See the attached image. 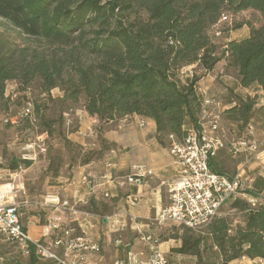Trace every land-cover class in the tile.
<instances>
[{
	"label": "trees",
	"instance_id": "obj_1",
	"mask_svg": "<svg viewBox=\"0 0 264 264\" xmlns=\"http://www.w3.org/2000/svg\"><path fill=\"white\" fill-rule=\"evenodd\" d=\"M144 3L147 17L126 18ZM247 10L259 13L262 24L246 22L248 36L230 40L219 53L210 35L213 27L224 14ZM0 19L27 38L60 48L50 54L25 48L0 51V115L10 110L8 82L28 88L40 81L48 99L59 88L64 95L58 101L64 109L83 100L84 110L100 124L135 115L154 120L157 141L166 147L170 136L184 138L187 124L199 127L201 76L182 83L179 73L185 67L197 65L215 73L225 61L226 68L236 70L242 88L258 85L264 90V0H0ZM257 99L236 96L224 111L225 119L238 125L239 135L250 127ZM48 109L45 103L34 104L39 134L49 137L62 127L64 110L57 120ZM64 141L73 146L66 136ZM91 154H85L81 164L90 163ZM56 159L52 158V164ZM21 163L13 159L14 166ZM211 167L228 174L218 157ZM245 193L259 198L264 193V176H256ZM231 201V208L243 213V225L233 228L228 218L216 216L202 230H166L159 241H180L172 253L194 257L195 264L264 260V205H252L243 198ZM30 260L36 261L34 251Z\"/></svg>",
	"mask_w": 264,
	"mask_h": 264
},
{
	"label": "crops",
	"instance_id": "obj_2",
	"mask_svg": "<svg viewBox=\"0 0 264 264\" xmlns=\"http://www.w3.org/2000/svg\"><path fill=\"white\" fill-rule=\"evenodd\" d=\"M206 76L210 77L211 73ZM203 80L197 84V91L200 95L210 96ZM237 82L239 84L238 79ZM239 87L246 90L240 84ZM255 87L258 99L249 136L258 142L260 149L244 173L247 181L264 176V116L255 114L256 110L264 111V90L258 85ZM226 109L224 107V111ZM131 118L136 125L122 120L124 123L119 126V132L108 136L116 147L104 161L93 159L88 164H81L80 161L76 165L64 163L62 166L71 168L68 174H64L63 167L52 164V157L47 153L38 155L35 161L25 166L16 200L20 205L24 229L32 240L42 241L63 255L65 248L55 247L54 244L64 238L66 230L70 229L72 237L83 236L101 248L99 253L88 256L87 264H113L118 260H127L130 255L147 259L153 245L146 239L148 236L158 240L156 245L165 254L181 245L177 240L160 242L158 235L163 228L156 227L154 223L158 210L169 203L168 185L179 177L180 168L170 152L159 145L155 121L137 115ZM142 122H145L144 127L140 126ZM246 134L247 130L239 136ZM68 139L73 140L72 137ZM228 154L237 161L242 159L232 173L235 174L247 155L233 156L229 151ZM138 165H146L153 175L145 178L142 184L129 183L127 180ZM16 171L0 169V184L9 182ZM130 197H137L135 206L130 205ZM66 200L72 209L60 205L59 202ZM132 217H136V221ZM0 259L4 260V257ZM27 260V264H48L37 255L35 262H31L30 257Z\"/></svg>",
	"mask_w": 264,
	"mask_h": 264
},
{
	"label": "built area",
	"instance_id": "obj_3",
	"mask_svg": "<svg viewBox=\"0 0 264 264\" xmlns=\"http://www.w3.org/2000/svg\"><path fill=\"white\" fill-rule=\"evenodd\" d=\"M233 15L224 14L212 29V37L217 44L224 39L225 34L233 27ZM222 49H227L228 38L224 39ZM202 111L199 127L190 124L186 127V134L182 140L175 136L169 137V152L174 162L180 168V175L168 185L169 203L158 210L154 223L162 229L167 225H177L193 230L206 228L219 215L220 210L232 199L237 198L254 181L245 182L244 173L251 166L258 153L257 142L249 138L252 128L247 134L238 136L227 145L231 155L246 154L241 169L235 174H220L211 167V162L218 157L221 150L226 148L224 129L222 128L224 108L216 99L200 95ZM33 121V103L27 102L22 118ZM141 127L145 122L140 123ZM48 135L38 134L34 143L25 149H33L34 153H24L22 163L11 180L0 184V236L21 250L24 256L30 257L32 251L48 262V264H87V258L92 253H99L100 246L87 238L72 237V230L65 232V237L55 242V247H64L65 253L60 255L55 248L42 241L32 240L24 229L20 205L16 200L21 188V181L25 172L26 161H35L40 154L48 150ZM153 175V171L146 165L133 168V175L128 178L129 183L142 184L143 180ZM252 202H256L253 200ZM63 208L72 209L68 200L59 202ZM129 203L135 206L137 197H130ZM255 205V203L253 204ZM136 221V217H132ZM153 242L151 255L147 259L130 255L127 260H118L113 264H169L166 254L156 245L158 240L151 236L146 238ZM120 244V240L117 241Z\"/></svg>",
	"mask_w": 264,
	"mask_h": 264
},
{
	"label": "rangeland",
	"instance_id": "obj_4",
	"mask_svg": "<svg viewBox=\"0 0 264 264\" xmlns=\"http://www.w3.org/2000/svg\"><path fill=\"white\" fill-rule=\"evenodd\" d=\"M151 1V0H149ZM147 3V2H146ZM147 4L136 6L134 10L127 13V19L135 20L139 18L147 17ZM228 11V9H224ZM233 27L231 32L228 31L224 39L240 40L249 34V27L246 22H252L257 26L262 24V19L259 13L247 10L240 13H233ZM241 24H246L243 27L237 28ZM212 36V31L210 32ZM223 40L218 41L217 46L219 53L223 52ZM28 49L29 51L43 52L46 54L54 53L59 50L57 46H50L43 41L33 40L27 38L19 33L17 29L12 27L9 23L0 19V51H8L9 49ZM65 50L67 48H64ZM222 70V71H221ZM221 72L225 73L223 75ZM194 75L201 76L204 78L202 81L204 87H208V93L210 97L217 100L221 104V109L224 107L229 108L232 102L235 101L236 96H242L243 98L258 96L257 87L253 86L246 90L241 89L237 82V73L234 68H226L225 61H221L217 67L215 73H211L210 77H207L208 73L204 70L197 69V65L185 67L179 73V78L182 83H190ZM225 76V77H224ZM200 80V81H201ZM211 80V81H209ZM203 88V87H202ZM203 90V89H202ZM6 95L11 98L10 110L3 112L0 115V169L17 170L18 166H14L13 159L21 160L24 153H34L33 149H25L27 145L34 143L37 135L39 134L40 124L37 121L29 122L28 120H22L23 111L26 108V102L42 105L45 103L48 106V114L54 119H59L63 110V125L53 135L49 136L48 150L47 153L50 157H56V166L61 167L62 164L76 165L84 158L85 154L92 152L93 159L97 161H104L107 159L111 150L114 149L115 143L108 139L109 137L115 136L116 132H119V126L123 124L122 120L100 124L98 120L90 117L84 110L83 100L73 106L70 110L64 109V107L58 101L59 98L63 97V92L56 88L51 92V99H48L43 93L40 81L32 83L28 88L18 84L15 81H10L7 84ZM55 100V101H53ZM26 103V104H25ZM256 115L264 116L263 112L255 111ZM224 117V115H223ZM126 124L136 125V121L128 117L125 119ZM10 124V125H8ZM233 124V125H232ZM253 124V123H252ZM222 128L224 129L226 148L220 151L218 155V162L223 164L226 173L232 174L235 172L237 163H240L242 159H232L228 154L227 145L239 136L238 125L231 123L229 120L222 122ZM64 136L67 138L72 137L74 140H70L73 146L65 144ZM76 138V139H75ZM251 139V136H249ZM254 140V139H253ZM257 142V141H256ZM84 144V145H83ZM95 144V145H93ZM167 146L163 147L169 152V142ZM160 145V144H159ZM258 145V151L260 146ZM161 146V145H160ZM46 153V154H47ZM59 158V159H58ZM245 159V158H243ZM64 174H68L70 167L62 166ZM61 167V168H62ZM24 175V174H23ZM177 180V178L175 179ZM7 180L3 181L6 182ZM248 185L249 181L245 179ZM237 198H243L249 200L253 205H264V193L259 198H253L247 193L240 194ZM256 200V202H252ZM231 202H228L220 210L218 216L226 217L230 221L233 228L244 224L243 213L238 212L231 208ZM166 228V229H165ZM181 228L177 225H167L159 233L164 231L174 230ZM209 244L211 242L209 241ZM172 251L166 253L169 264H195L196 259L187 255H180L178 253L171 254ZM4 257V260L0 259V264H27V257L23 256L21 250L16 244L1 238L0 239V258ZM213 261L215 259L213 258ZM231 264H264V260H250L248 258H242L234 261Z\"/></svg>",
	"mask_w": 264,
	"mask_h": 264
}]
</instances>
